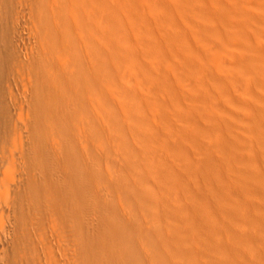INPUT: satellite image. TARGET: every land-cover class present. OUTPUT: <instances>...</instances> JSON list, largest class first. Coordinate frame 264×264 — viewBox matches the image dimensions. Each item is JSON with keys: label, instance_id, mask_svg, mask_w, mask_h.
<instances>
[{"label": "rangeland", "instance_id": "1", "mask_svg": "<svg viewBox=\"0 0 264 264\" xmlns=\"http://www.w3.org/2000/svg\"><path fill=\"white\" fill-rule=\"evenodd\" d=\"M48 1L51 0H0V67L2 69L6 67L4 71L0 69V221L2 220L0 222V264H161L159 258L153 257V254L159 253L160 255L162 251L166 252L167 264H182L183 253L186 252L191 253L198 264H243V260H240L244 252L243 245H249V248L264 255V129L260 126L264 124V117H262L264 115L260 116L262 113H255L254 110L247 112L244 106L243 108L238 107L240 102H245L252 109L264 111V89L248 81L250 78L264 79V68L258 64L262 57L250 51L249 47L252 43L245 45L238 43V37L234 35L231 28L213 26V20L212 24L207 21V25L210 28L211 26L217 27L219 30L216 28L217 33L216 30L211 31L214 28L210 29L205 23L206 20L203 25L208 28L202 26L203 20L200 19L202 21L201 28L199 27L201 33L197 28L200 38H197L198 41L194 40L190 46L191 41L188 43L186 40L188 44L186 48H184L185 38L184 40L182 38L184 42L177 40L179 46L175 41L177 47L173 45L170 38L166 39L167 42L169 41L168 44L164 40L165 37L162 38L163 42L158 37L154 39V42L159 41L160 45L163 44L162 48H165L162 49L163 51L167 50L166 54L165 52L162 54L171 60L168 64L173 63V59L176 60L177 54H180L182 58H187L188 55L191 56L193 53V55H199L202 52L208 57L206 63L209 68L217 55L214 58L212 56L218 54L217 51L224 53H222L223 63L219 66L224 70L225 79L221 82L220 79L214 77L201 78L203 82L195 87L191 98L185 101V105L190 106L191 111L188 110L184 123L188 122V132L193 133L195 139L180 141V124L172 128L169 125L170 120L156 119L153 125H161L158 129V132L160 131L159 141L151 140L153 135H150L148 139L150 143L144 142L143 146L146 150L143 156L144 161L154 160V162L149 172L136 174L132 170L131 173L137 185L139 181L141 182L142 188L151 189V183L158 185L157 190L152 194L155 198L157 194L156 199L160 203L162 199L167 203L166 211L161 214L162 220L165 217L164 225L167 228L173 227L174 229L181 226L179 219L168 218L171 211L190 213V221H186L184 230L180 228L172 230L173 239H165L164 243L167 244L164 246L171 250L170 253L158 241L160 239L155 238V243L149 244L154 238L151 235L147 238L149 215H141V218V211L137 206L131 207L132 211L128 209L122 197H130L127 186L115 190L113 185L109 184V178L104 175L108 172L110 164L116 160L115 155H112L115 150L96 145V140H100L96 135L101 132L94 129L87 121L88 119L83 117L81 107L84 106L77 99L83 96L76 95L75 90L70 95L66 94L63 89L61 92V88L57 89L59 85L56 82L60 78L66 80L67 76L66 74L65 77L63 76L65 72L63 70V74L60 73L61 69H58L60 75L57 73L58 70L57 72L51 70L52 67L57 66H53L54 60L49 56V51H52V47L54 48L56 44L52 38L54 32L51 16L53 13L50 14L54 11L49 8L50 2ZM242 3L244 11L250 15H259L264 10V0H243ZM232 4L233 0H217V3L208 6V9L213 10L219 7L230 9ZM127 5L125 4L126 9L124 10H128L129 15L134 12L133 9L138 11L136 6V9L132 6L133 9L129 10ZM138 12H134L132 17L136 18L135 14H138L136 21L130 18L132 23L136 22L132 27L145 29L149 26V19L146 12L143 17H141L143 12L142 14ZM193 15L189 17L192 21H196L192 18ZM141 20L144 22L146 20V22L143 23ZM61 23H64L63 19ZM169 24L171 25V23L166 24L167 29L165 30L172 29L169 31L174 33L172 28L174 26L171 25V27ZM255 24L258 23L255 22ZM63 26L65 27L64 24ZM63 26L60 27L59 32L64 31L65 34L66 30ZM257 26L259 27L257 30L262 27L259 24ZM250 28L249 30L252 29ZM253 29L256 30L255 26ZM176 30L178 31L177 28ZM179 33L181 32L176 34L179 35ZM213 34L217 35L212 37ZM223 36H226L225 41ZM63 37L65 40L59 44L61 50L62 43L67 39L69 41V37L65 35ZM217 37L220 38V43L216 41ZM137 39L142 40L143 38L140 39L138 36ZM68 41L64 43V48L70 43ZM235 41L237 44H234ZM260 41L264 44V39ZM142 42L144 41L139 42V51L144 53L147 44ZM166 44L170 46L167 47ZM57 46L56 50L59 49ZM180 46L183 52L187 51L189 54H184ZM169 49H173L170 51L172 55L168 53ZM176 49L181 53H177ZM242 51L247 53L244 54L249 58L248 62L240 61ZM174 52L177 53L175 58H173ZM143 62L146 64V59H143ZM184 65L181 64L180 67L184 72L187 69L189 72L192 71L193 67L187 68V65ZM182 66L185 68L183 69ZM80 68L81 64L72 68L75 72L72 79L76 82V72ZM49 70L57 73V78L58 76L60 78L58 80L56 78V81L51 80L52 77L55 79L56 75L55 77L54 74L50 76L51 71ZM231 75L237 77V82H226ZM73 80L71 81L76 83ZM179 88L178 85L175 90L178 91ZM220 88L226 89L222 95H220ZM218 91L219 94H216ZM207 93L216 97L215 102L219 103L221 110L224 111L219 114V118H212L210 113L214 101L199 97ZM166 101L173 103L176 100L174 96H170L166 98ZM76 105H78L77 108ZM146 105H143L145 110ZM150 108L153 109L152 106ZM71 111L76 113L75 117L74 114L71 115ZM168 111L175 112L173 118L179 119L178 112L170 105L161 109L162 116H165ZM80 112L83 116H78ZM76 118L80 120L77 121ZM222 121L229 126V130L220 127L217 132V124L220 125ZM94 130L97 131L94 132ZM170 134L175 135L176 141L171 140ZM86 138L95 140V142L92 141L90 144L91 141ZM215 140L222 141L221 151L210 150ZM99 142L97 141V144ZM180 143L184 148H181ZM187 143L188 145L192 143V147L187 146L185 149ZM226 144L228 149L225 147ZM229 144L233 146L229 147ZM151 150H157L159 158L152 157L149 154ZM101 152L104 161L97 158ZM139 157L137 155L138 159L132 158V160L138 162ZM160 162L163 167L159 164ZM207 162L213 164L216 162L214 175L210 177H205L201 170V165L206 166ZM152 167L154 173H160L154 182L146 180ZM215 176L217 185L212 188L214 196L208 198L210 190L208 184L215 182ZM219 176L220 179H218ZM54 189L59 190L62 196L58 198L59 200L55 199V202H50ZM171 189L176 190L174 198L171 196ZM149 193L151 194L150 190ZM131 198L129 199L135 201V197ZM205 201L210 203L207 207H205ZM218 204L219 207H217ZM117 209L124 210L126 214L120 211L121 215H124L123 218H119L121 215ZM138 210L139 215L135 212ZM131 212H134V216L141 218L138 217V222L141 220V224L136 223V216L132 217L135 220L131 218L130 215H133ZM208 213L211 217L207 218ZM205 219L213 221L212 236L215 231L220 232L219 240L222 246L215 238L212 237V241L210 240L211 236L206 230ZM168 220L174 225H170ZM125 224L134 225H130L131 229L132 227H136V230L148 229V232L145 231L147 232L145 233L139 229L142 232L140 233L132 229L131 232L134 231L132 234ZM128 232L131 235H127ZM144 233L146 236L143 237ZM133 239L132 244L130 240ZM124 242L126 245H123ZM156 243L159 247H156ZM129 244L132 248L128 246ZM146 244L152 245L151 248L145 246ZM160 244L163 247L160 248ZM126 246L131 251H128ZM153 248L159 249L157 251Z\"/></svg>", "mask_w": 264, "mask_h": 264}, {"label": "bare ground", "instance_id": "2", "mask_svg": "<svg viewBox=\"0 0 264 264\" xmlns=\"http://www.w3.org/2000/svg\"><path fill=\"white\" fill-rule=\"evenodd\" d=\"M73 1H71V0L70 1L69 0H51V1H48V3L50 2V7L49 6L48 7L54 11V12H50V14L53 13V16H51V17H53L51 24L53 25L52 29L54 32L52 38L54 40L53 42L56 44V46L58 45L57 47L59 48L56 50V48H55L56 46L54 45L55 47L54 48L52 47L53 50L49 51V54H50L49 56L52 57V60H54L53 66H57L59 68H57V67H52V68L50 67V68L54 72L55 71L57 72L58 69L59 70L61 69L60 73L65 71V72H63L64 73L63 76L65 77V74L67 76V78H65L66 80H63L62 78H60L58 76V78H60V80L58 82H56V84L59 85V87H57V89L61 88L60 89L61 92L64 90V92L66 94H70L75 90V93L77 92L76 95L83 96V98H81V99L77 98V99L80 100L82 102L81 104H83V106H84V107H81L82 114L84 116L81 114V112L79 113L78 116L82 115L83 117L86 118V120L88 119L87 121H89V123H91V126L94 127V129H98L101 132V134L98 133L99 135L98 134L96 135V136H99L98 138L100 139V140H98V139L96 140V145H98L99 147L104 146L102 148H107L110 150L113 149V150H115L114 153H116V154H114V153L112 154V155H115L114 156V158H116L115 162H112L113 164L111 163L110 167L107 166V167H109V170L104 175L109 178V184L113 185L112 187L115 190H120V189H123L124 186H125V188L127 186L126 189L128 192V196H130V197H125V198H124V196H122V197H123V200L126 201V203L128 205V209H131V211H132L131 207L137 206L140 209V211L143 213V214H141V212L139 210L135 211L136 213L140 212V217H141V215H143V216L149 215L148 216L149 217L148 218L149 219V222H148V229L149 230L146 228L149 232L147 230H145L144 228H143L144 230L143 229L141 230L140 228L139 229L141 231H144V232L147 231L148 232L147 238H148V235H151L154 237L151 240L152 242L150 241V243H149V241H148L149 244L155 243V241H156L155 238H157V239H160L158 241L161 242V244L164 246L165 244H167V243H164L165 239L166 240H172L173 239L172 230H176L179 228L184 230V228L186 227V221H190V213L188 211H180L181 213H178V211H174V210L171 211L170 216L168 218L174 217V218L179 219L178 221L181 222V224H179V225H181V226L174 228V229H173V227L167 228L164 225V223H166L165 217L163 220L161 218L162 212L166 211L167 203L163 199L161 200V203H160L156 199L157 194H156V198L153 196L154 194H152V192L157 190L156 187H158V185L157 184L153 185L151 183L150 184V186L152 187L151 189L142 188L141 182L139 181V185H137L136 179H134L132 177V174H131L132 170L136 174H144V172H146V171L149 172V170L151 168V164L154 162V160L144 161L143 156H144V154H146V150L143 146H144V142H146L147 144L150 143L148 141V139L150 138V135L151 136L153 135L151 140L159 141L160 131L158 132V129L161 127V125L160 124L153 125V122H155L156 119L157 120L160 119V120H164V121L170 120L169 125L172 128L177 127V125L180 124V126H179V135L181 136L180 141H184V140L190 141L192 139H195L194 134L188 132V128H189L188 122L184 123V121L187 119L186 114L189 112L188 110L191 111V109L189 108L190 106L188 107L187 105H185V101L191 98V96L195 92V87H197L200 83L203 82V79L200 80L201 78H206V77L213 78L214 77L215 79H220L222 82L225 79V77H224L225 75H224V70H222V68L219 66V64L223 63V60H224V56H223L224 53L223 52H222L223 53L222 54V53H220L221 51H217L218 54H214L212 56L214 58L215 55H217V56L219 55L218 57L216 56V58H214L213 63L212 64L210 63L212 66L208 68L207 67L208 63H206V62H208V60H206V58H208V57L206 54L200 52L199 55L198 54L193 55L194 53L193 54L191 53L193 51H191L189 49V51H191L190 53L193 56L188 55L189 58H188V56H187V58H182L180 54H177L179 51H177V49H176L177 53L174 52V55L177 54L178 56L177 57H176V55L174 57L172 56L173 58L176 57V60L173 59L174 62L176 61L175 62L176 64L174 62L173 63L175 65L173 63L168 64L170 59L168 60V57H166V55H165L167 53V50L163 51L165 48L164 49L162 48L163 44L161 43V45H160L159 44L160 42L158 41V39L159 38L162 39L165 37L164 40H166L167 38L168 39L170 38V40L173 41V45H175L177 40L182 42L185 38L184 48H186L185 47L187 44L186 40H188L187 41L188 43L191 41V43H189V46H190V44H192V42H194V40H196V41L199 40V39L197 40V38H200L197 34L198 33L197 28H198V30L201 28L200 26H201L202 21H200V20H203L202 26H206L207 21H210V23L214 21L213 26H217L218 28H223V27L231 28L234 35L236 37H238V40H239L238 43H242V44L244 43V45L246 43H252V46L249 47V49H250V51H253L256 54H259V56L262 57L261 60H259L258 64L261 65L262 68H264V44H263V42L260 41V40L264 39V10L261 11L259 13V15H254V14L250 15V14H248V12L244 11V9H243V6H242L243 0H233V4H232L230 9H228L226 7H219L216 9L213 8V10L208 9V6L216 4L217 0H75V2H73ZM124 1H126L127 3L126 2L124 3ZM249 1H254V0H249ZM125 4H128L127 6H128L129 10L133 9V8L136 9V7H137L139 12L137 10H134V9H133V11L135 13L138 12L141 14L143 12L141 17H143L146 14L147 18L149 19L148 23L150 22L149 24L147 23L149 26L145 27V25H146L145 24L144 25L145 29L143 27H140V28L132 27V25L136 22L132 23L131 21L132 20L136 21V18H138L137 17L138 14H135L136 18L133 19L132 17L134 16V14H133L134 12H131L133 15L132 14L129 15L127 12L128 10L127 11L124 10V9H126V8H124ZM129 6H131V7H129ZM132 6H134V7L132 8ZM240 7H241V9H240ZM144 12H146V13L144 14ZM190 15H193L192 18L196 21H192L190 18L191 17ZM61 19H63L64 23H61ZM127 19L132 24L127 22L128 21ZM86 20H87V22H86ZM143 20H144V18H143ZM143 20H141V21L143 23H145L146 20H145V22ZM204 21H205L206 25H203ZM255 22L258 23L259 25H262V27L260 26L261 27L260 30H257V28L259 29V27L257 26L258 24H255ZM168 23H171V25L176 27L178 29V31L176 30V28L172 27L170 24L169 25L173 28L174 33H171L169 31L172 29H169L168 31L165 30V29H167L166 24H168ZM63 24L65 25V27L63 26ZM135 25L138 26L139 24H135ZM250 25H252V27ZM61 26H63L64 30H66L65 34H64V31H62V32L60 31L61 33L59 32V29ZM142 26H143V24H142ZM207 26L209 27V25H207ZM213 26H211V28L210 27L209 28L210 29L214 28V30H211V31L215 32L217 27L215 28ZM248 26H250L252 29L249 27L251 29V30H249ZM254 26L256 28L255 31L253 29ZM218 28H217V30H219ZM61 30H63V29L61 28ZM217 30H216V33H217ZM179 31L181 33H179V35H177L176 33ZM248 31H250V32H248ZM199 32H200V30H199ZM62 33L65 36L69 37V41L67 38L66 39L70 43H68V46H65L66 48H64V43L66 44L67 41L62 43L63 47L60 45L62 47V50H61L59 47V44H61V42H63L65 40V38L63 37L64 35ZM170 34H173L174 36H171ZM195 35H196V37H195ZM215 35H217V34H215ZM215 35L213 34L212 37H214ZM229 35L231 36V34H229ZM133 36H137V37L139 36L140 39H142V38L143 39L139 40V39H137V37L134 38ZM49 37H51V36H49ZM157 37H158L157 41L159 43L154 42V39H156ZM225 37L223 36V39ZM62 38H64V39L62 40ZM182 38H183V40H182ZM216 39H217L216 41L220 40L219 37H217ZM225 40H226V38L224 39V41ZM141 41H144L142 43L147 44L145 47L144 53H141L139 51L140 50L139 42H141ZM161 41L163 42V39ZM179 41L177 42L178 45L176 43L177 46H179ZM166 42H167V40H166ZM168 42H167V44H168ZM256 42H257V45H255ZM219 43H220V41H219ZM235 43L237 44L236 41L234 42V44ZM167 44H166V46H167ZM180 45H182V44H180ZM168 46H170V45H168ZM179 48H181V51H182V46H180ZM173 49H169L168 53L171 54L172 52H170V51H172ZM183 50L185 51V49H183ZM162 52H165V54H162ZM179 53H181V52H179ZM183 53L186 54L187 51L183 52ZM215 53H216V51H215ZM244 53H246V52L245 51L241 52V55H240L241 60L240 61L245 63V62L249 61V58H247L246 57L247 55H245ZM58 54H60V55H58ZM187 54H189V53H187ZM183 56H186V55H183ZM194 56L195 57L197 56V57L194 58ZM60 58H62V59H60ZM58 59H60V60H58ZM143 59H146V61H147L146 64L143 62ZM3 62H1V64H3ZM52 64H53V62H52ZM79 64H81V68L78 69V71L76 72L77 73L75 76V77H77L76 78L77 82H76L75 80L72 79L73 75L75 73L72 68L74 66L75 67L78 66ZM181 64L187 65V68L193 67V69L191 68L192 71L189 72L188 69L186 68L187 73L184 72L180 68ZM4 66H6V65H4ZM184 68L185 67H183V69ZM0 69L4 71V69H6V67H4V69H2L0 67ZM1 70H0V73H1ZM51 70H49V71H51ZM59 70L57 73H59ZM53 71H51L50 76H53V74H54V77H55V75L57 73L55 74ZM60 73L58 75H60ZM56 78H57V75H56L55 79L52 77L51 80L56 81ZM58 78H57V80H58ZM228 78H230L226 81L228 83L237 82V80H236L237 77H234L233 75L229 76ZM247 78H249V77H247ZM71 80H73L76 83H73ZM248 81L251 82L252 84L260 86L264 89V79L259 80L258 78H256V79L250 78ZM50 83H52V82H50ZM178 85L180 88L178 91H176L175 88ZM53 86L54 85H52V87ZM2 88H3V86H2ZM54 90H56V89H54ZM54 90H53V92H54ZM225 91H226V89L225 90L221 89L220 95H222ZM210 94L211 93H207V94L199 96V97H202V99H209L210 101H214V104H213V107H212L210 113L212 114V118H214V119L219 118V114L224 113V111L221 110L219 103L215 102V101H217L216 97L212 96ZM216 94H219V91ZM74 96H75V94H74ZM170 96H174L176 101H174L173 103L167 102L166 98L170 97ZM263 96H264V92H263ZM160 97L162 99H160ZM235 101H237V100H235ZM212 103L213 102H211V104ZM144 104H147L146 110H148V111L145 110V108H144L145 106H143ZM148 104H150V106H152L153 109H151L150 106H148ZM78 105H76L75 107L77 108ZM166 105L172 106L178 112L179 119L173 118L175 116V112H173V111H168L165 113V116H162L163 112H161V109H164V107ZM239 106L241 108H243V106H244V108H246L247 112H251L254 110L255 113H262L260 116L264 115V111H259L258 109H252L245 102H240L238 104V107ZM72 110L78 114V112L76 110H74V109H72ZM73 111H71L72 112L71 115L74 114V117H75L76 113ZM79 111H81V110H79ZM65 112H67V111H65ZM67 113H69V112H67ZM262 117H264V116H262ZM43 118H44V116H43ZM71 118H72V116H71ZM85 118H83V119H85ZM75 120H77V118ZM79 120H77V121H79ZM86 123H87V125H89L88 122H86ZM86 123H84V124H86ZM42 124H43V122H42ZM82 124H83V122H82ZM80 126H82V125H80ZM217 126H218L217 132H218V130H220V127L224 128L225 130L226 129L229 130L228 129L229 126L225 123V121H222L220 125L218 123ZM260 126L262 127V129H264V124L260 125ZM88 129H89V126H88ZM83 130H85L84 127H83ZM153 130H155V131L152 134ZM86 131H88V130H86ZM95 131H97V130H94V132ZM169 136H170L172 141H176V138L174 137L175 135L172 136V134H170ZM79 137H81V136H79ZM221 137L224 139L223 136H221ZM86 139H89V138H86ZM92 139H94V138H92ZM89 141H91L90 144H92L93 140L89 139ZM97 141H100V142L97 144ZM84 142H86V141H84ZM94 142H95V140L93 141V143ZM234 143L236 144L235 141H234ZM54 144H55V142H54ZM71 144H72V142H71ZM233 144L232 145L229 144L228 146L229 147L233 146ZM180 145H181V148H184L182 143H180ZM82 146L84 147V145H82ZM113 146H114V148H112ZM187 146L192 147V143H190L189 145L187 143L185 145V149L187 148ZM225 147H227V144ZM57 148H59V147H57ZM64 148H66V147H64ZM107 149H105V150L108 151ZM221 149H222V141L215 140L214 142H212V144L210 146V150L221 151ZM226 149H228V147ZM55 150H56V147H55ZM58 150L59 149H57V151ZM57 151H55V152H57ZM102 152H101V154H98L97 158L101 161H104L105 159L102 160L103 159ZM91 153H93V152H91ZM75 154H76V152H75ZM149 154L154 158H159V153L157 150H151L149 152ZM137 155L140 156L139 157L140 160L138 162H136L135 160L133 161L132 158L133 159L136 158ZM133 156H136V157H133ZM137 159L138 158H136V160ZM55 160H57V159H55ZM106 164H108V162ZM159 164H161V166L163 167L162 162H160ZM212 164L213 163H211V162H207L206 166L201 165V170L203 172L202 174L205 177H210V176L214 175V167L215 166H214V164L213 165ZM51 166H53V165H51ZM104 166H106V165H104ZM54 167H55V165H54ZM115 173H116V175H115ZM113 175H115V177H113ZM123 175H125V176H123ZM159 175H160V173H154V170L152 167L150 174L147 175V177H146V180H151L154 182V181H156V178ZM126 176H128L130 178L128 179ZM216 176L214 178L215 182H210L208 184L210 187L209 195L207 196L208 198H211L212 196H214L212 194V188L217 185ZM218 179H220V176L218 177ZM149 190L151 191V194L149 193ZM170 192H171V196L174 198L176 196V190L171 189ZM51 194H52L51 197L53 196V198L50 199L51 200L50 202H55V199L59 200L60 197L62 196L61 193H59V190L55 191V189H54V193H51ZM116 195H117V193H116ZM132 196L135 197V199L133 198L135 201H132L129 199ZM111 198H112V196H111ZM40 200L43 201V199H40ZM44 203L47 204L45 201H44ZM112 203H115V202H112ZM209 204H210L209 202L205 201V207H207ZM217 207H219V204L217 205ZM40 209H42L41 206H40ZM120 209H122V208H120ZM124 210H125V208H124ZM124 210H118V211L119 212L123 211V213L126 214L124 212ZM121 212H120V215H121ZM128 212L130 214V211H128ZM131 213H133V215L132 214L130 215L132 218L134 216V212H131ZM129 214H127V215H129ZM138 215H139V213H138ZM123 216L124 215H121V217H119V218H123ZM135 216L137 218V220H136V223H137L138 219L140 217L137 215H135ZM135 216H134V218H135ZM125 217L127 218L126 215H125ZM208 217H211L209 213L207 215V218ZM133 220H135V219H133ZM133 220H129V221L133 222ZM205 221H206V219H205ZM0 222H2V220ZM139 222L137 223L138 225L141 224V220H139ZM142 222H143V220H142ZM162 222H163V224H162ZM176 222H177V220H176ZM176 222H174V223H176ZM3 223H2V225H3ZM127 223H129L128 220H127ZM136 223H135V226H137ZM168 223H169V220H168ZM177 223H179V222H177ZM130 225H132V224H130ZM130 225H126V228L129 229L131 227ZM170 225H172V223ZM132 226H134V225H132ZM205 226H206L207 232L211 236L210 240L212 241V237H213L219 242V245L222 246V243L219 240L220 232L215 231V234L212 236L213 221L211 219H208L205 222ZM132 229H134V231L142 233L141 231H139V229L136 230L137 229L136 227H134V228L132 227ZM132 229L131 228L129 229L130 232ZM124 230H125V228H124ZM130 232H128L127 235L128 234L131 235V233L133 234V232H131V233ZM137 232H135V233H137ZM147 232H145V233H147ZM135 233H134V235H135ZM144 234H142L143 237L146 236V234L145 235ZM140 235L138 237H140ZM127 237H129V236H127ZM122 238H124V237H122ZM136 238H137V236H136ZM131 239H132V237H131ZM126 241H128V240H126ZM133 241H134V239L130 240V242L132 244H133ZM156 244H155L156 247L157 246L159 247V244L158 243H156ZM161 244H160V248L163 247V246H161ZM123 245H126V242H124ZM155 245H153V246H155ZM128 246L131 247L130 244ZM128 246H126L128 251H131V249L129 250ZM145 246L150 247L152 245L146 244ZM248 246L249 245H247V246L243 245L244 252L240 256V260H243V262H244L243 264H246V263H248V264H264V255H262L260 252L254 250L252 248H249ZM164 247L167 251H169L171 253V250L169 248H167L166 246H164ZM140 248H141V250H143L142 246ZM145 249H146V247H145ZM153 249H156V248H153ZM158 249L159 248H157L156 250L158 251ZM162 250H164V248H162ZM146 252L147 251H145V253ZM245 253H246V255H245ZM154 254H153V257H158L161 264H167L168 258H167L165 251H162L160 255H159V253H154ZM246 256H248V257H246ZM133 259H135L134 256H133ZM240 262H242V261H240ZM182 264H198V263L195 261V259L193 258V255L191 253L186 252V253H183Z\"/></svg>", "mask_w": 264, "mask_h": 264}]
</instances>
